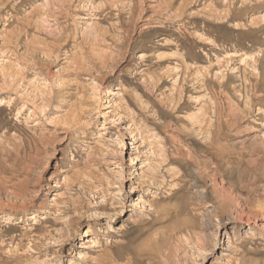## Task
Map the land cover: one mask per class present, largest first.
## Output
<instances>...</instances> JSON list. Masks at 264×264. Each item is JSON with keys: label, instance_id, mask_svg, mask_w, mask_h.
Here are the masks:
<instances>
[{"label": "rangeland", "instance_id": "obj_1", "mask_svg": "<svg viewBox=\"0 0 264 264\" xmlns=\"http://www.w3.org/2000/svg\"><path fill=\"white\" fill-rule=\"evenodd\" d=\"M0 264H264V0H0Z\"/></svg>", "mask_w": 264, "mask_h": 264}, {"label": "bare ground", "instance_id": "obj_2", "mask_svg": "<svg viewBox=\"0 0 264 264\" xmlns=\"http://www.w3.org/2000/svg\"><path fill=\"white\" fill-rule=\"evenodd\" d=\"M217 132V131H216ZM216 132H212L211 131V136H210V143H212V141L213 140H216L217 139V133ZM219 139H221V138H219ZM218 140V139H217ZM212 163H214V162H212ZM217 163V162H216ZM219 166H220V164H218V165H216L215 167H214V169H213V171L215 172V174L217 173V172H219ZM253 179V178H252ZM255 179V178H254ZM261 212V211H260ZM259 212V213H260ZM263 213V212H262ZM256 216H258V213H256L255 215H254V217H256ZM250 218V217H249Z\"/></svg>", "mask_w": 264, "mask_h": 264}]
</instances>
